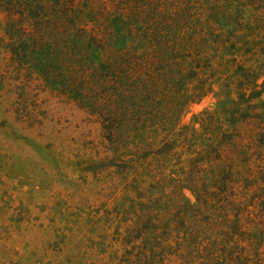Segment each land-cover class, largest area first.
I'll return each instance as SVG.
<instances>
[{
  "label": "rangeland",
  "instance_id": "obj_1",
  "mask_svg": "<svg viewBox=\"0 0 264 264\" xmlns=\"http://www.w3.org/2000/svg\"><path fill=\"white\" fill-rule=\"evenodd\" d=\"M57 2L0 0V264H135L141 248V240L134 239L137 214L157 191L149 176L160 179L172 195L182 164L175 157L150 154L160 146L147 139L149 131L132 133L134 127L121 121L108 124L114 135L110 145L89 114L83 88L59 90L52 86L56 73L47 75L51 82L39 76L41 67L31 60L22 29L35 20L42 24L56 12ZM257 32L264 46V25ZM263 81L261 75L255 88L253 76L240 93L218 81L200 100L187 105L181 100L171 119L177 123L174 130L185 129L198 139L208 112L230 119L236 111L240 118L257 112L263 118L259 131L264 128V93L258 97L255 89L264 88ZM171 102L168 96L162 105ZM256 140L259 148L254 140L246 141L251 143L236 171L243 182L241 201L225 208L214 203L205 211L201 207L202 216L216 220L228 210L229 222L207 225L203 233V242L226 264H264V136ZM138 141L143 149L134 146ZM184 143L178 150L187 165L199 142ZM220 173L219 165L207 166L201 180L210 187ZM183 193L195 203L189 190Z\"/></svg>",
  "mask_w": 264,
  "mask_h": 264
},
{
  "label": "trees",
  "instance_id": "obj_2",
  "mask_svg": "<svg viewBox=\"0 0 264 264\" xmlns=\"http://www.w3.org/2000/svg\"><path fill=\"white\" fill-rule=\"evenodd\" d=\"M263 25L264 0H58L56 12L42 24L35 20L22 29L31 60L41 67L40 77L51 82L47 75L56 73L53 87L70 91L78 86L86 92L89 114L104 141L111 145L114 140L109 122L121 121L134 127L132 133L149 131L147 139L160 146L150 154L175 157L182 164L172 195L152 175L154 197L139 196L146 202L135 222L134 239L141 240L135 264H226L203 242V233L207 225L229 222L228 210L216 220L202 216L201 207L205 211L213 203L225 208L241 201L243 182L236 171L251 143L246 141L260 147L256 139L264 136V128H257L263 118L257 112L240 118L234 111L230 119L208 112L198 139L185 129L174 130L177 123L171 119L181 100L184 105L200 100L215 82L240 93L254 76L257 87L264 75V46L257 32ZM262 88L255 89L258 97ZM168 96L171 105L163 106ZM254 122L259 126L248 130ZM147 139L144 143L150 145ZM186 140L199 143L191 152L196 156L184 165L178 148ZM134 146L143 149L140 141ZM213 164L221 173L209 187L200 174ZM230 212L241 228L238 215Z\"/></svg>",
  "mask_w": 264,
  "mask_h": 264
}]
</instances>
